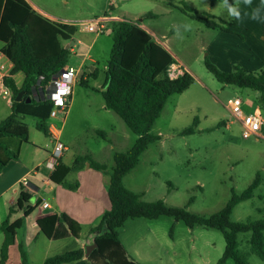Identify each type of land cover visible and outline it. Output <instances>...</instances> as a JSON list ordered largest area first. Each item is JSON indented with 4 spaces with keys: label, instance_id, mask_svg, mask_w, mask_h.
<instances>
[{
    "label": "rangeland",
    "instance_id": "374dc122",
    "mask_svg": "<svg viewBox=\"0 0 264 264\" xmlns=\"http://www.w3.org/2000/svg\"><path fill=\"white\" fill-rule=\"evenodd\" d=\"M27 1L57 21H67L77 26V34L69 43L74 52L67 66L81 69L79 81L83 77L86 80L89 74L98 73L97 78L89 79V87L79 82L73 87L72 106L63 128L62 142L69 146L65 161L69 162L78 155H89L107 166L108 173L100 174L109 176L115 166V153L126 152L134 146L137 136L115 112L105 109L101 93L113 47L110 36L112 21L99 35L84 30L81 23L105 16L133 24L140 22L154 33L155 39L166 45L176 61L184 64L183 71L186 72V69L194 81L185 92L169 98L152 131L161 136V140L151 144L142 154L139 164L125 179L126 187L140 194L145 202L163 200L169 206L182 208L192 200L189 211L210 217L226 205L232 190L244 191L259 173L261 186L255 191L253 199L235 208L231 221L264 218V125L260 138L243 139L242 127L227 107L230 99L240 98L243 110L250 112L259 106V93L222 85L205 65V58L209 57L223 70L220 61L226 57L231 69L238 64L247 69V63L242 62L243 57L247 56L241 48L244 36L235 32V27L231 29L232 20L225 19L222 2L212 5L209 0ZM197 18H206L218 28L207 27ZM189 21L192 22V30L185 32L184 25ZM227 28L230 31H226ZM216 43L224 47L218 56L213 48L207 49ZM180 73L175 68L170 75L175 78ZM13 78L21 86L24 75L19 73ZM11 112L12 107L0 97V122ZM65 115L58 114L59 123L56 125L59 129ZM262 115L264 118V112ZM196 119L195 133L181 135L194 125ZM23 122L29 128L32 143L40 146L44 152L52 150L54 142L38 129L36 118L27 116ZM99 132H105L106 138L103 139ZM76 182L75 177L69 180L72 184ZM78 183L81 188V183ZM108 188L109 184H104L102 195L97 200L102 205L109 201ZM81 194L89 199L84 185ZM36 199L37 195H34L32 203ZM99 223L100 220L96 225ZM22 234H19V241ZM251 235L238 236L239 250L247 255L249 264H264L251 252ZM94 237L95 233L90 232L89 226L82 225L80 242H91ZM120 239L130 250H138L143 264H218L226 250L220 230L201 226L189 228L185 223L166 216L158 220L130 219L122 228ZM66 245L67 242H59L47 248L46 241L40 237L29 248L30 264H43L46 253L58 254L66 249ZM16 258L15 251L13 264ZM226 264L234 262L228 260Z\"/></svg>",
    "mask_w": 264,
    "mask_h": 264
},
{
    "label": "trees",
    "instance_id": "16d2710c",
    "mask_svg": "<svg viewBox=\"0 0 264 264\" xmlns=\"http://www.w3.org/2000/svg\"><path fill=\"white\" fill-rule=\"evenodd\" d=\"M209 1L212 5L222 2ZM229 3H234V0H229ZM197 19L207 27L218 28L206 18ZM229 29L226 31H230ZM76 33V25L44 17L27 0H0V51L14 64L11 77L6 79V86L13 93L12 112L0 122V172L11 161L19 160L23 145L29 143V128L23 122L25 117L36 118L39 121L38 129L50 136L48 120L54 103L47 98V89L52 78L68 65L73 49L69 43L74 40ZM110 36L113 47L101 93L106 108L123 120L137 136V140L128 151L114 155L115 166L112 168L108 188L111 209L103 214L98 225L91 228V232L95 233L93 243L97 247L87 256L88 262L139 264L129 257L119 237V229L129 219L156 220L163 216L183 222L189 228L201 226L220 230L225 239L226 250L218 264H226L228 260H233L234 264H249L247 255L239 250L238 240L240 234L246 233L252 234L251 252L264 261V218L256 221H231L235 208L254 198L255 191L262 184L261 174L258 173L244 191L232 190L226 205L210 217L189 211L188 206L192 200L186 207H173L163 200L145 202L141 200L140 194L127 189L124 182L127 175L139 164L148 147L161 140V136L152 131L169 98L189 89L194 77L188 72L176 78L170 76L175 59L141 27L140 22L133 24L124 20L112 21ZM67 45L69 48H66ZM205 65L222 85L258 92V105L264 112V66L259 71L251 72L238 64L231 71H223L209 57L205 58ZM18 73L24 75L20 87L13 78ZM97 77L98 73L95 72L86 80L82 78L79 84L89 87V79ZM21 91H24V99L17 102L16 97ZM27 98H31L30 103L26 102ZM197 124L198 119L181 135L195 133ZM99 135L106 138L105 132H99ZM87 163L96 171L108 173L105 164L95 161L89 155H80L71 166L59 160L51 181L76 190L79 183H68L67 177L84 169ZM32 199V194L22 190L16 205L9 209V217L15 210H23L25 217H28L35 210ZM23 223V219L10 223V218L2 223L4 241L0 251V264L7 263L10 247L15 244L17 231L22 228ZM37 225L40 234L47 239H81L82 225L66 213L42 217ZM19 250L23 264H28V255L23 245L19 246ZM86 253L87 248H73L49 257L44 264H72L83 260Z\"/></svg>",
    "mask_w": 264,
    "mask_h": 264
},
{
    "label": "crops",
    "instance_id": "0c3cea01",
    "mask_svg": "<svg viewBox=\"0 0 264 264\" xmlns=\"http://www.w3.org/2000/svg\"><path fill=\"white\" fill-rule=\"evenodd\" d=\"M239 7L242 18L239 21L232 20V24L234 25L235 28L232 27L231 29L234 28L233 30L235 32L241 33L244 36V41L242 42L241 48L247 54V56L243 57L242 62L244 64L247 63L248 71L256 72L259 71L264 66V19H261L259 21L252 20L251 13L253 9L259 8L261 10V16L264 17V0H252V4L248 6H246L243 3V0H241ZM33 9L36 10L41 15H43L44 17L49 18L53 21L59 23H68L67 21H57L56 18L48 16L44 12L38 10L36 7H33ZM108 19L109 22L120 21V18H108ZM141 27L144 28V30H146L152 36L154 35L153 32L149 31L143 25H141ZM220 37L222 38L223 36ZM155 40L159 44H161L164 48L167 49L166 45L160 43L158 39ZM229 40L233 43L235 42L233 38H229ZM79 44H82V41H79ZM223 48L224 47H222V44L220 43L218 44L216 43L213 46L211 44L207 47V49H212L216 56L222 53ZM72 52H74L73 49ZM170 53L175 59L174 65L182 64L184 66L182 62L176 61V57L172 54V52ZM87 58H89V56H87ZM220 62L222 64L223 71H231L230 63L226 61V57L224 61L221 60ZM174 65L171 67L170 71L173 70ZM185 71L187 72L186 69ZM186 72L184 71L181 72L178 75V77L184 75ZM89 76L90 74L88 75V77ZM88 77L86 79H88ZM79 79L76 84H78ZM16 85L20 87L18 84ZM72 99L73 96L71 97L69 109L72 106ZM105 109H107L106 105H105ZM254 109L261 111L259 106H256V108ZM57 120L49 119L48 125H50L52 122H54L56 125V123H59ZM65 123L66 121H64L60 127L62 131L61 139H63V128ZM263 125H264V118H263ZM49 138L54 142V139L51 136H49ZM54 146L55 143H53L52 150L44 152L40 146L32 143L29 140V143L24 144L22 147L20 159L11 161L7 165V167H5L0 172V201L4 199L3 202L0 204V251L4 241L2 223L8 218H10V223H14L19 219L24 220L22 228L17 231L15 244L10 247L9 259L6 264H13V253L15 251L17 252V258L14 264H23L19 250L20 245H23L25 251L27 252L28 264H30L31 253L29 251V248H31L40 239V237L46 241L47 248L52 247L54 243L67 242V245L65 246L66 249L58 254L64 253L73 248L76 249L87 248L89 245L94 244L93 243L94 239L91 242L87 241L85 243L80 242L81 239L77 240L72 237H68L64 240H59V241L47 239L45 236L40 234V229L37 225V221L40 218L49 215H60L61 213H66L72 219L77 221L79 224L89 226L91 232V228L96 226L99 220H101V216L104 214V212H107L108 210L111 209L110 200L105 201L104 205H102L97 201L99 199V196L102 195V187L104 186V184L108 183L110 185L111 175L102 176L100 174V171H96L92 169L89 163H87L84 169L76 173H71L67 177L68 183L70 179H73L75 177L78 180V182L81 183V188L78 187L76 190H71L63 184H56L53 181H51V175L54 173L55 166L57 165V164L52 165L50 163V158L51 155L53 154ZM66 147H67V151L65 152L64 156L61 157L59 160H61L65 165L71 166L77 156L70 159L69 162L65 161L64 159L66 157L67 152L69 151V146L66 145ZM95 161L101 163L99 160H95ZM24 180L28 181L29 183L28 187L23 186ZM83 185L86 186V193L88 194L89 199L91 201L88 199V197H85L81 194V189ZM22 190H25L30 194H32V197L34 195H37L36 202L32 203V207H34L35 210L28 217H25L23 210H15V212L9 217V209L12 206L16 205ZM128 221L126 223H128ZM122 228L119 229V237H121ZM20 233L23 234H22V239L19 241ZM122 243L125 246L129 257L132 260L138 262L139 264H143L142 257L138 253V250L137 249L130 250L124 244L123 241ZM55 255H49L48 253H46L43 259V264L49 257ZM72 264H90V263L87 260V254H86V257L83 260Z\"/></svg>",
    "mask_w": 264,
    "mask_h": 264
},
{
    "label": "built area",
    "instance_id": "2783aa9c",
    "mask_svg": "<svg viewBox=\"0 0 264 264\" xmlns=\"http://www.w3.org/2000/svg\"><path fill=\"white\" fill-rule=\"evenodd\" d=\"M107 23H109V19L105 16L93 21L82 22L81 25L84 26V30L99 35L105 31L104 29ZM175 68H177L178 72H183L184 66L182 64L174 65L173 70ZM13 70L14 64L0 51V97H2V99L5 100L10 107L13 105V93L11 89L6 86V79L11 77ZM80 73V68L67 66L60 70L57 75L52 78L47 89V98L54 103V109L50 116L51 120H57L59 113L66 114L63 122L66 120L73 94V87L77 83ZM242 105L243 101L240 98L230 99L227 103V107L237 118L242 127L243 139H248L250 137L260 138V131L263 125L262 112L257 109L245 112ZM49 131L50 136L54 139L55 143L50 163L52 165H56L58 160L64 156L67 151V147L62 142L61 129L57 128L54 122L49 125ZM28 185V181L24 180L23 186L28 187Z\"/></svg>",
    "mask_w": 264,
    "mask_h": 264
},
{
    "label": "clouds",
    "instance_id": "9594fccd",
    "mask_svg": "<svg viewBox=\"0 0 264 264\" xmlns=\"http://www.w3.org/2000/svg\"><path fill=\"white\" fill-rule=\"evenodd\" d=\"M240 2L241 0H234V3H229V0H222V7L226 11L225 19L228 21L231 20H241V11H240ZM243 3L248 6L252 4V0H243ZM251 19L252 20H261L264 19V17L261 16V10L259 8L253 9L251 13ZM185 32L192 30V22H186L184 25Z\"/></svg>",
    "mask_w": 264,
    "mask_h": 264
},
{
    "label": "water",
    "instance_id": "95a60500",
    "mask_svg": "<svg viewBox=\"0 0 264 264\" xmlns=\"http://www.w3.org/2000/svg\"><path fill=\"white\" fill-rule=\"evenodd\" d=\"M66 48H69V46H66ZM24 99V91H21L18 96L16 97V101L17 102H21L22 100ZM26 102L27 103H30L31 102V98H27L26 99ZM97 247V244L94 243V244H91L87 247V256L90 255V253Z\"/></svg>",
    "mask_w": 264,
    "mask_h": 264
}]
</instances>
